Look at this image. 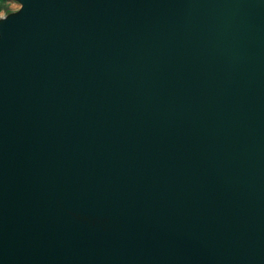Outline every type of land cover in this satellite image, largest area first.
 Returning a JSON list of instances; mask_svg holds the SVG:
<instances>
[{"label":"water","instance_id":"1","mask_svg":"<svg viewBox=\"0 0 264 264\" xmlns=\"http://www.w3.org/2000/svg\"><path fill=\"white\" fill-rule=\"evenodd\" d=\"M15 1L0 264H264V0Z\"/></svg>","mask_w":264,"mask_h":264},{"label":"rangeland","instance_id":"2","mask_svg":"<svg viewBox=\"0 0 264 264\" xmlns=\"http://www.w3.org/2000/svg\"><path fill=\"white\" fill-rule=\"evenodd\" d=\"M21 4L15 0H0V25L20 12Z\"/></svg>","mask_w":264,"mask_h":264}]
</instances>
